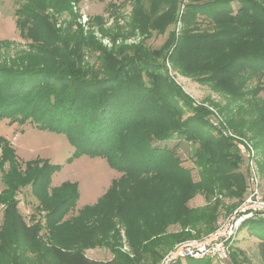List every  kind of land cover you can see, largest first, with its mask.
I'll return each mask as SVG.
<instances>
[{
    "label": "trees",
    "instance_id": "1",
    "mask_svg": "<svg viewBox=\"0 0 264 264\" xmlns=\"http://www.w3.org/2000/svg\"><path fill=\"white\" fill-rule=\"evenodd\" d=\"M32 1L18 10L17 24L37 52L20 63L0 64V119L64 134L75 148V158L83 154L104 158L122 175L102 201L79 213L66 241L50 246L40 240L39 225H29L23 218L15 200L17 191L21 184H33V194L50 210V226L64 230L66 225L56 222L76 207L77 185L65 183L48 196L51 170L46 168H53L48 164L43 170L35 164L26 177L18 175L20 186L5 183L8 189L0 194L6 205L0 231L5 264H140V251L157 259L160 250L169 247L168 239L177 244L210 234L216 207L195 210L187 203L198 191L243 198L247 183L239 173L242 159L232 140L213 135L206 121L208 110L194 106L193 98L170 76L166 58L183 76L228 98L227 112L233 104L244 110L248 96L257 99L263 90L259 83L250 91L246 87L264 77V0H188L181 36L170 33L158 50L144 43L107 50L93 35L83 33L67 45L57 30L47 28L48 18L35 16L50 5L71 11L67 9L71 0H39L41 9ZM134 1V29L139 28L142 36L163 33L175 23L178 0H149L150 9L145 6L148 1ZM163 4L168 12L159 15ZM84 40L101 51L98 65L82 58ZM258 111L248 132L261 146L263 173L264 105ZM228 122L242 132L238 128L243 121ZM175 138L199 145L194 153L199 182L192 181L191 170L182 166L175 150L158 145ZM0 153V170L18 162L4 140ZM119 225L136 256H141L138 261L119 249ZM171 225L189 231L164 235ZM97 245L110 247L116 255L106 261L88 258L85 251ZM257 248L264 264V240ZM188 262L212 264L208 259Z\"/></svg>",
    "mask_w": 264,
    "mask_h": 264
},
{
    "label": "rangeland",
    "instance_id": "2",
    "mask_svg": "<svg viewBox=\"0 0 264 264\" xmlns=\"http://www.w3.org/2000/svg\"><path fill=\"white\" fill-rule=\"evenodd\" d=\"M28 1L0 0V64L4 62L20 63L24 56L25 60H28L27 54L34 55L37 52L34 44H31L33 43L31 39L22 35V31L17 24L19 21L18 10ZM143 1H148L145 2V6L147 9H150L151 1ZM32 2L36 3L38 9L42 8L39 0H33ZM134 2V0H71L67 8L71 11H60L59 6L57 10L54 6L50 5L48 8L46 7L45 9L37 11L39 15L35 17L48 18L46 23L47 28L53 27L57 30L60 38L67 45L76 43L79 33H83L85 37L93 35L107 50H117L121 47H132L142 43L147 48L158 50L162 48L170 37V33H175L177 37L181 36L184 30V15L188 2L183 4L182 0H178L177 17L173 25L169 26L163 33L152 31V34L146 37L140 34L139 28L138 30L137 28L134 29L135 24L132 19ZM234 8L237 9V4L235 3ZM167 10L168 6L164 5L160 8L158 14L162 15L168 12ZM80 45L82 58L84 55L86 62L98 65V56H101V51L97 52L93 50V46L87 40H84ZM167 58L166 64L170 76L182 87L186 94L193 98L196 108L202 107L208 110L209 115L206 117V121L209 122V126L213 129V135L232 140L236 151L242 159L239 173L245 176L248 165L246 163V157L242 150H240V143H248L251 146L255 153L256 161L258 162L260 189L264 194V172L262 173L259 167L262 161L260 154L261 146L258 145L254 135L248 132L249 123L260 113L258 111L260 106L263 108L264 105V77L255 78L246 87V90L250 91L255 89L258 83L260 86H263V90L257 99H252L251 96H248V101L243 102L244 110H237L239 105L233 104L227 112L228 98L215 92L210 86L197 82L192 77L183 76L181 72L174 69L173 65L167 61ZM220 108L226 109L223 112ZM190 114L189 112V117H191ZM186 118L185 116L184 119ZM231 118L234 121L244 122V126H239L238 128L242 132L236 131L230 126L228 120ZM229 133L237 137L239 143L234 142L235 139L233 137L226 136ZM0 140H4L10 145L18 161L15 165L7 163L4 165V169L0 170V194L8 189V186L5 184L8 181L9 185L15 184L16 186H20V182L17 180L18 175L26 177L29 168L35 164L40 170L45 168V164L53 167L46 168L47 172L51 170V185L47 189L48 196H52L53 188H59L65 183L77 185L78 200L76 207L63 219L56 222L57 226L66 225L64 230L60 227L59 229H53L50 226L48 222V213L50 210L45 208L42 202L33 194V184H28L27 186L21 184L22 187L17 191L15 200L19 202L18 208L23 218L29 225H39V237L46 246L61 244L63 239H67L70 236L69 229L72 227L74 219L77 218L79 213L102 201L113 187L114 181L120 179L122 175L113 170L104 158L86 154L75 158V148L66 135L37 129L30 123L20 125L13 123L9 118L0 119ZM158 145L160 147L167 145L169 149L175 150V153L181 159L182 166L191 170L192 181L194 183L199 182L200 170L194 159L195 150L199 147L197 143H190L175 138L167 143H159ZM6 174L12 176L13 179H10ZM247 193V184L245 194L240 200L230 199L219 192H216L214 197L211 195L210 197L208 193L198 191L188 201L187 206L195 210L216 207V222L214 230L211 232L213 233L240 208ZM218 201L219 204L217 203ZM5 207L6 205L0 201V231L2 230L4 222L3 215ZM117 229L122 238L119 249L128 254L131 259L138 261V258L141 256H136L130 246L126 239L125 228L119 225ZM184 231L187 232L189 229H183L179 225H171L164 235L168 236ZM190 232L195 233L194 230ZM101 237L98 236L97 239ZM261 240H264V220L246 222L240 227L239 233L231 247L230 262L228 264H262L257 248ZM168 242L170 244L169 247L160 250L161 253L156 256L157 259L151 254L140 251L139 253H143V257L138 263L159 264L163 256L176 245L175 241L172 244L171 239H168ZM85 252L88 258L98 261L111 260L116 255L110 247L105 245H97L87 249ZM1 253H3V249L0 239V264H5L6 262L3 256H1ZM210 261L212 264H219L216 261ZM182 264H189V262L188 260H184Z\"/></svg>",
    "mask_w": 264,
    "mask_h": 264
},
{
    "label": "built area",
    "instance_id": "3",
    "mask_svg": "<svg viewBox=\"0 0 264 264\" xmlns=\"http://www.w3.org/2000/svg\"><path fill=\"white\" fill-rule=\"evenodd\" d=\"M182 1L183 4L188 2L187 0ZM226 136L233 137L234 142L239 143V139L231 133L226 134ZM240 144V150L246 157L248 165L246 174L248 193L240 208L210 235L201 239H191L177 243L173 249L163 256L159 264H175L184 260L200 261L205 259L216 261L219 264H228L230 262L231 247L240 227L248 221L264 220V194L260 189L258 162L251 146L248 143ZM249 149L251 150L249 151Z\"/></svg>",
    "mask_w": 264,
    "mask_h": 264
}]
</instances>
